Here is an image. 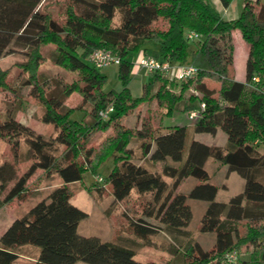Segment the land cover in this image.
I'll return each mask as SVG.
<instances>
[{
  "label": "trees",
  "instance_id": "16d2710c",
  "mask_svg": "<svg viewBox=\"0 0 264 264\" xmlns=\"http://www.w3.org/2000/svg\"><path fill=\"white\" fill-rule=\"evenodd\" d=\"M230 1L221 0L224 6ZM116 11L120 23L115 25ZM236 29L248 44L243 81L229 75ZM189 31L199 39L188 40ZM146 42L156 43L158 49L143 47ZM44 45L53 46L51 63L69 79L54 73L47 82L42 76L40 66L49 60L41 52ZM141 47L157 59L192 63L197 72L181 82L151 72L143 95L134 97L128 88L132 68L128 53ZM98 48L120 59L122 89L113 91L109 102L103 99L106 76L89 61ZM17 51L25 58L16 64L24 73L17 81L32 87L43 106L39 120L51 124L56 134L45 137L35 132L17 121L11 109L0 115V139L11 145L15 158L23 140L32 158L0 205L20 197L36 170H54L61 184L1 233L0 264H12L20 255L34 258L36 264H227L225 256L231 251L240 256L238 264H264V150L257 147L264 145V0H246L234 20L222 18L208 0H0V58ZM7 73L0 68V91L12 90L17 96L6 82ZM206 80L218 82V90L209 89ZM191 84L192 92L183 99ZM74 92L81 101L69 107L65 100ZM152 98L165 109L164 115L187 112L201 102L204 109L191 125H174L161 133L144 117L138 128H125L122 117ZM108 104L113 112L100 120L98 112ZM75 111L83 113L79 120L71 117ZM109 127L115 134L99 147L86 145L94 131ZM217 130L226 134V146L187 140L190 133L215 135ZM131 140L136 148L129 145ZM109 156L113 166L104 181L116 200L128 201L132 190L138 195L152 193L140 216L125 212L132 232L143 239L159 231L175 241L187 238L180 260L139 262L118 237L102 240L77 233L87 213L70 203L69 184L81 181L85 170L95 172ZM209 158L244 179L242 191L227 203L215 200L218 188L208 181L204 168ZM166 160L176 164L163 166L169 185L152 164ZM14 172L11 164H0L1 189ZM189 176L197 182L187 194L177 192ZM187 198L208 202L200 222L201 232L214 234L208 249L188 238L192 211Z\"/></svg>",
  "mask_w": 264,
  "mask_h": 264
},
{
  "label": "rangeland",
  "instance_id": "374dc122",
  "mask_svg": "<svg viewBox=\"0 0 264 264\" xmlns=\"http://www.w3.org/2000/svg\"><path fill=\"white\" fill-rule=\"evenodd\" d=\"M113 23L115 25L120 23L119 11L115 12ZM233 36L234 46L238 51L236 65H233L230 69L229 75L233 76L234 79L235 77L242 79L244 66L241 63L246 56V47L248 48V44L241 37L238 29L234 30ZM241 44L245 46L244 49L240 48ZM152 46H156V43L146 42L143 47ZM143 47L128 53V58L132 62L128 88L131 82L134 83L141 76L144 79L148 77L147 70L141 68L138 64ZM53 49L51 45L41 47V52L46 58H49V60L46 59L40 66L42 76L47 82L52 79L54 73H57L59 76L62 75L64 79H69L66 71L51 63L50 56ZM23 60L25 58L20 51L0 58V68L8 70L6 82L11 87L14 86L15 92L17 93V96H14L12 90L2 89L0 91V115L2 116L8 109H11L17 121L29 126L35 132L45 137L54 136L56 134L54 127L51 124H45L39 120L43 106L40 99L33 95L32 87L24 86L21 84V81H17L18 76H24V73L22 71L20 72V68L16 64ZM100 71L106 76L103 86V99L108 101L112 97L113 91L122 89V81L118 76V65H111ZM206 86L216 92L219 88V83L206 80ZM155 89L156 86L151 89L150 93H153ZM191 92L192 84L188 87L183 99H187ZM130 93L136 97L140 94L139 87L132 84ZM72 94L73 97H68L65 100V105L69 107H75L81 101L78 93L74 92ZM196 108H198V104ZM164 111L165 109L160 107L157 101L152 98L142 103L139 107L134 108L122 117L120 121L125 128L134 129L139 127L140 118H148L151 125L156 129V133L164 132L168 130V126H173L174 124H192V121L187 118V112H176L172 115H164ZM78 114H80V111H75L71 117L73 119L78 118ZM113 134H115L113 127L96 130L91 134L86 145L97 148L107 137ZM191 137L206 144L220 146H226L227 144V136L221 130H217L215 135L209 133H190L187 140L189 141ZM129 145L136 148L137 144L131 140ZM257 147L260 151L264 150V145L258 144ZM60 150H62V147H60ZM2 162L11 164L15 172L13 178L6 184L5 188H0V200L7 194L18 176L24 173L32 163L31 154L23 140H20L18 157L15 158L11 145L6 140L0 139V164ZM152 164L156 173L160 174L161 178L169 185L171 180L163 174L162 169L165 164L173 166L176 164L170 160L157 161ZM112 166V156H109L102 161L95 172L85 170L81 181L69 184L72 190V196L69 200L70 203L87 213V216L79 222L77 233L83 236H97L102 240L117 239L118 237L120 238L119 242L121 244L134 250L133 258L139 262L180 260V254L187 238L180 237L178 241H175L164 231H159L143 239L137 237L132 232L125 212L129 216H134V218L140 216L142 204L152 201V193L138 195L132 190L127 199L128 201L116 200L110 184L104 181ZM204 168L208 174V181L215 184L218 188L215 196L216 201L227 203L231 197L242 191L244 179L237 172L230 171L227 165L213 158H209L205 162ZM97 176L102 178L101 182L97 180ZM196 182L197 179L192 176L184 178L177 188V192L187 194ZM59 184H61L60 176L54 170H36L26 183L25 191L20 197H15L7 203L0 205V235L14 218L25 213L37 201L43 199L53 187ZM207 203L206 201L187 198V204L192 211L191 221L186 228L190 233L188 238L191 242H198L204 249L210 248L214 241L213 233L200 231L201 217ZM239 258L240 256L234 262H228L227 264H238ZM12 264H36V261L32 257L20 255ZM75 264L87 263L79 261Z\"/></svg>",
  "mask_w": 264,
  "mask_h": 264
},
{
  "label": "built area",
  "instance_id": "2783aa9c",
  "mask_svg": "<svg viewBox=\"0 0 264 264\" xmlns=\"http://www.w3.org/2000/svg\"><path fill=\"white\" fill-rule=\"evenodd\" d=\"M199 35L194 31H189L187 33L188 40H198ZM90 63L99 70H102L111 65H118L120 63L119 57L108 49L98 48L93 50L89 54ZM139 66L148 73L151 72H160L163 75L167 76L170 79H174L175 81L181 82L186 79L193 77L197 68L192 63H184V64H174L169 62L168 60H161L154 58L149 55H142L138 62ZM173 72V73H172ZM257 80V78H254ZM204 109V103L201 102L198 104V108H194L192 110L187 111V118L191 121H195L201 110ZM113 112L112 104H108L105 108L99 110L98 116L100 120H106ZM97 180L99 182L102 181V178L97 176ZM226 259L228 262H234L238 258V254L236 251H231L226 254Z\"/></svg>",
  "mask_w": 264,
  "mask_h": 264
},
{
  "label": "crops",
  "instance_id": "0c3cea01",
  "mask_svg": "<svg viewBox=\"0 0 264 264\" xmlns=\"http://www.w3.org/2000/svg\"><path fill=\"white\" fill-rule=\"evenodd\" d=\"M208 1L218 11V13L222 16V18H224L226 20H234L240 15L241 10H242L243 5H244V2L246 0H231L230 3L227 6H224L222 4L221 0H208ZM252 1H254V0H252ZM148 48H150L152 50H157L158 49V45L156 44V46H152V47H148ZM240 48L244 49L245 46L243 44H241ZM237 51L238 50L235 49V46H234V56H233L234 65H236ZM247 53H248V48L246 47V56H245L244 60L242 61V63L239 62V63L243 64V66H244L243 67V78L242 79H238V78L235 77V80H238V81H243L244 80L245 61H246ZM142 55H147V54H145L144 51H142L141 56ZM147 74H149V73L147 72ZM145 82H146V79L142 78V76H141V78L135 80L134 83L131 82L129 89L132 90V84H135V86H138L139 90H140V94L137 95V96H141L144 93V84H145ZM72 95L73 94H71L69 97H73ZM81 117H82V113L80 112V114H78V118H75V119L79 120ZM174 125H182V124H174ZM168 127H171V126H168Z\"/></svg>",
  "mask_w": 264,
  "mask_h": 264
}]
</instances>
